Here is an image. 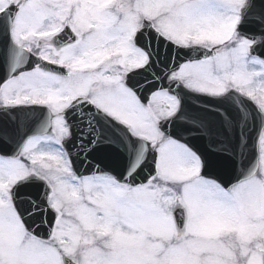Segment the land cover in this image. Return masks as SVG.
<instances>
[{
    "label": "snow or ice",
    "instance_id": "snow-or-ice-1",
    "mask_svg": "<svg viewBox=\"0 0 264 264\" xmlns=\"http://www.w3.org/2000/svg\"><path fill=\"white\" fill-rule=\"evenodd\" d=\"M0 264H264V0H0Z\"/></svg>",
    "mask_w": 264,
    "mask_h": 264
}]
</instances>
